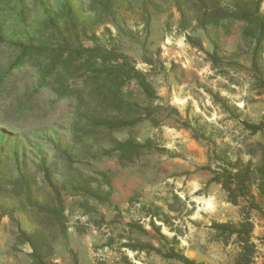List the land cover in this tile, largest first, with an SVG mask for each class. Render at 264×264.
Here are the masks:
<instances>
[{
    "label": "rangeland",
    "instance_id": "rangeland-1",
    "mask_svg": "<svg viewBox=\"0 0 264 264\" xmlns=\"http://www.w3.org/2000/svg\"><path fill=\"white\" fill-rule=\"evenodd\" d=\"M184 2L0 0V264H35L28 240L34 235L46 241L40 247L46 263L108 260L113 255L101 247L108 231L120 229L109 224L115 216L140 220L155 211L152 204L170 214L172 194L196 208L182 220L178 249L198 262L233 264L234 248L213 242L210 227L239 221V210L219 185H208L207 148L182 126L206 127L222 149L249 137L237 121L256 124L264 117V38L246 36L239 21L202 29L190 20L192 3ZM178 4L190 16L185 27ZM79 47L128 58L147 75L156 99L132 82L119 95L126 114L104 110L91 97L94 87L80 88L85 70L57 73L51 66L55 50L64 60ZM19 60L21 68L12 70ZM122 61L107 70L118 72ZM61 84L81 91L59 99ZM127 140H151V150L119 158L115 150ZM255 221L256 262L264 264V215L256 213ZM161 232L175 236L166 226ZM136 262L182 264L155 253Z\"/></svg>",
    "mask_w": 264,
    "mask_h": 264
},
{
    "label": "trees",
    "instance_id": "trees-1",
    "mask_svg": "<svg viewBox=\"0 0 264 264\" xmlns=\"http://www.w3.org/2000/svg\"><path fill=\"white\" fill-rule=\"evenodd\" d=\"M184 3H192L194 16L190 19L182 5L178 4L182 15V27H185L188 19L191 22L196 20L202 29L218 26L223 21H239L248 27L245 32L246 36L258 34L262 39L264 38V16L260 15L262 0H232L230 2L227 0H186ZM71 50L73 51L70 57L64 60V52L55 50L54 52L58 55L51 66L56 68L57 73L61 69L66 72L75 71L76 74L85 70L86 72L80 77V88L94 87L91 97L99 106L106 107L104 110L109 108L114 114H126L123 112L127 111H124L120 105L119 95H122L123 88L132 82L137 84L147 99H156L155 89L147 75L139 72L128 58L102 47H79ZM31 52L30 50L26 56H31ZM73 54L75 57H72ZM119 58H123L119 65L121 69L114 73L108 71V64L117 62ZM21 61L12 64L10 68L12 70L21 68ZM113 74L116 75V78H112ZM80 88L61 84L55 94L59 99H65L78 91L80 92ZM111 121L112 128L117 127L116 121ZM237 123L243 133L248 134L249 137L259 135L261 140L250 142L249 137H243L242 142H238L236 148L223 142L224 148L222 149L213 133H209L210 136H207L206 127H192L190 123L185 122L182 128L192 132L193 138L204 143L207 148L208 162L203 171L209 175L208 185H219L225 193L228 203L239 210V221L214 222L211 225L213 242L223 245L225 248L230 246L234 248L233 264H257L256 260L260 252L253 234L256 228L255 214L264 215V204L262 205L258 200L261 198L264 202V117L256 124L240 119ZM150 144L151 140L145 141L142 145H134L127 140L118 145L115 152L119 158H123L127 154L132 156L134 152L140 155L151 150ZM245 157L247 161L244 159ZM172 195L171 199H167V208L170 214L164 213L160 207L154 204L150 208H155V211L148 210L140 220L124 223L123 213L117 214L109 224L111 226L117 224L120 229L108 231V239L101 247V250H108L113 257L104 261L100 260L96 264H137L136 261L140 260L141 254L151 255L152 253L163 259L178 261L182 264H206L185 256L183 250L178 249L180 245L178 237L183 233V226H186L182 220L192 215L196 208L195 203H190L189 198L182 199L177 194ZM189 205L192 206L191 209H189ZM171 214H176V216L172 217ZM157 222L163 225L159 226ZM146 224L151 227L152 231L147 230ZM162 226L168 227L175 234L172 240H169L161 232ZM152 233L157 234V239ZM36 239L35 235L28 239L33 249L31 257L35 260V264H49L44 261L46 254H43V248H40L43 243L46 244L44 237L42 236V240L34 241ZM156 242L159 247H155ZM129 252L134 253L135 256L131 258Z\"/></svg>",
    "mask_w": 264,
    "mask_h": 264
},
{
    "label": "crops",
    "instance_id": "crops-1",
    "mask_svg": "<svg viewBox=\"0 0 264 264\" xmlns=\"http://www.w3.org/2000/svg\"><path fill=\"white\" fill-rule=\"evenodd\" d=\"M256 229V228H255ZM255 232V231H254Z\"/></svg>",
    "mask_w": 264,
    "mask_h": 264
}]
</instances>
